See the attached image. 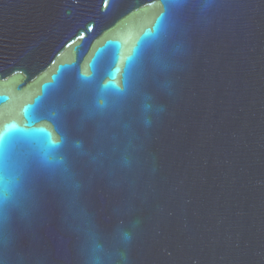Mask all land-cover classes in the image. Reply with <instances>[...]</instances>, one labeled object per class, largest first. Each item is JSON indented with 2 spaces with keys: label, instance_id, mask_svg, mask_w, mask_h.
<instances>
[{
  "label": "water",
  "instance_id": "1",
  "mask_svg": "<svg viewBox=\"0 0 264 264\" xmlns=\"http://www.w3.org/2000/svg\"><path fill=\"white\" fill-rule=\"evenodd\" d=\"M0 264H264V0H0Z\"/></svg>",
  "mask_w": 264,
  "mask_h": 264
}]
</instances>
